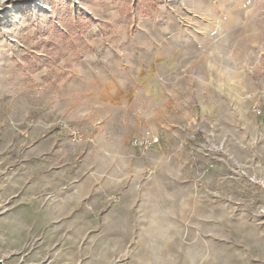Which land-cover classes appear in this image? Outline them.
<instances>
[{
	"label": "rangeland",
	"instance_id": "1",
	"mask_svg": "<svg viewBox=\"0 0 264 264\" xmlns=\"http://www.w3.org/2000/svg\"><path fill=\"white\" fill-rule=\"evenodd\" d=\"M0 262L264 264V0H3Z\"/></svg>",
	"mask_w": 264,
	"mask_h": 264
},
{
	"label": "built area",
	"instance_id": "2",
	"mask_svg": "<svg viewBox=\"0 0 264 264\" xmlns=\"http://www.w3.org/2000/svg\"><path fill=\"white\" fill-rule=\"evenodd\" d=\"M159 142V137L150 131H144L140 137L133 138L131 145L141 152H147Z\"/></svg>",
	"mask_w": 264,
	"mask_h": 264
},
{
	"label": "snow or ice",
	"instance_id": "3",
	"mask_svg": "<svg viewBox=\"0 0 264 264\" xmlns=\"http://www.w3.org/2000/svg\"><path fill=\"white\" fill-rule=\"evenodd\" d=\"M3 2V0H0V3H2Z\"/></svg>",
	"mask_w": 264,
	"mask_h": 264
},
{
	"label": "water",
	"instance_id": "4",
	"mask_svg": "<svg viewBox=\"0 0 264 264\" xmlns=\"http://www.w3.org/2000/svg\"><path fill=\"white\" fill-rule=\"evenodd\" d=\"M0 264H2V263L0 262Z\"/></svg>",
	"mask_w": 264,
	"mask_h": 264
}]
</instances>
